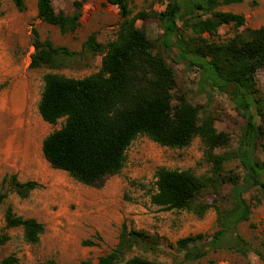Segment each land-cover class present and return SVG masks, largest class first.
I'll return each mask as SVG.
<instances>
[{"label":"rangeland","instance_id":"374dc122","mask_svg":"<svg viewBox=\"0 0 264 264\" xmlns=\"http://www.w3.org/2000/svg\"><path fill=\"white\" fill-rule=\"evenodd\" d=\"M50 1L56 14L68 15L73 11L75 0ZM25 4V10L20 12L11 0H0V261L14 255L17 264L48 261L96 264L99 257L116 247L125 226L129 231L143 233L146 238L124 255V261L141 257L156 264H264V200L256 188L244 193L250 214L248 221L236 227V234L247 243L246 256L230 248L209 250L207 247L219 229L215 208H209L200 218L186 211H167L151 204L155 173L161 167L188 170L200 178L214 177L212 164L198 137L188 147L169 149L138 136L127 150L122 171L107 177L101 188L82 185L67 173L49 166L42 156L41 143L48 134L59 129L63 121L51 126L38 114L42 77L55 73L82 79L98 72L101 55L85 52L84 44L92 34L103 46L113 41L120 18L116 6L104 0H87L82 5L79 27L63 34L58 27L37 19L36 0H25ZM129 8L132 15L138 12L150 15L144 21L138 20L136 26L155 41V53L166 57L160 42L162 27L153 16L163 11L164 5L153 0H130ZM216 10L242 15L244 24L222 26L212 40L226 41L246 29L264 26V0H246L241 4L219 6ZM179 26L185 38L191 35L185 26ZM33 28L41 40L48 39L55 47L67 48L76 53L75 58L60 69H30ZM172 52L175 56L176 50ZM166 63L172 68L176 81L173 104L176 97L183 96L198 107L200 118L212 117L216 131L228 135V144L213 150L214 155L224 159L218 183L214 189L203 190L198 197L200 203L222 207L229 201L232 183L247 186L243 180L241 140L247 118L255 112H251L234 91L221 93L207 87L211 91L208 98L196 69L168 57ZM254 98L264 108V67L256 73ZM257 125L264 129L263 118L258 117ZM254 158L264 161L260 140L255 142ZM11 175L21 183L34 181L40 186L26 199H21L8 184L2 183L3 178ZM8 209L15 216L42 224L44 232L37 244L24 240L22 228L6 226ZM196 235L203 236L197 241V247L206 253L198 260H187L186 250H181L176 242ZM83 242L94 245L84 246Z\"/></svg>","mask_w":264,"mask_h":264},{"label":"trees","instance_id":"16d2710c","mask_svg":"<svg viewBox=\"0 0 264 264\" xmlns=\"http://www.w3.org/2000/svg\"><path fill=\"white\" fill-rule=\"evenodd\" d=\"M85 1L75 0L72 13L64 15L54 12L50 0H36L37 19L58 27L63 34L72 33L79 27ZM153 1L164 5V10L153 16L162 27L160 42L166 57L155 53V41L136 26L138 20L150 18L149 14L132 15L130 0H104L118 9L120 22L115 39L103 46L92 34L83 47L89 54L101 55L99 71L82 79L55 73L43 75L38 114L48 125L55 126L61 120L63 123L42 140V156L52 169L67 173L82 185L101 188L107 177L122 171L127 150L138 136H145L169 149L188 147L198 137L212 164L214 177L200 178L188 170L161 167L155 173V191L150 195V202L163 210L186 211L200 218L209 208H215L219 229L207 247L209 250L230 248L246 256L247 243L236 234L237 225L248 221L250 214L243 195L256 188L264 200V161L254 158L256 140H260L264 154V129L257 125L258 117L264 120V108L254 98L256 73L264 67V26L246 29L219 42L212 37L220 27L243 26L244 18L216 9L246 0ZM11 2L20 12L26 8L25 0ZM179 24L191 35L185 38ZM31 45L34 52L30 56V69L64 68L76 56L65 47H55L48 39L41 40L35 28L31 30ZM167 57L196 69L208 98L211 97L210 90L234 91L251 112H255L247 118L241 140L243 180L247 186L232 183L229 201L222 207L200 203L198 197L203 190L214 189L218 183L224 159L214 155L213 150L226 146L228 135L216 131L212 117L200 118L198 107L183 96L176 97L173 104L176 81L172 68L166 63ZM2 183L8 184L21 199H26L40 186L34 181L21 183L15 175L3 178ZM5 222L8 228H22L24 240L32 245L39 242L44 232L42 224L15 216L11 209L6 211ZM144 238L143 233L129 231L123 226L116 247L99 257L96 264H156L141 257L123 259ZM202 238V235L188 236L176 244L186 250L187 260H198L206 253L197 247V241ZM83 245L94 244L83 242ZM17 262L18 259L10 255L0 264ZM45 264L57 263L48 261Z\"/></svg>","mask_w":264,"mask_h":264}]
</instances>
